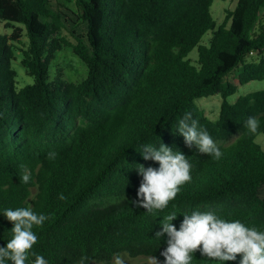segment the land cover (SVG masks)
Wrapping results in <instances>:
<instances>
[{"label":"trees","instance_id":"trees-1","mask_svg":"<svg viewBox=\"0 0 264 264\" xmlns=\"http://www.w3.org/2000/svg\"><path fill=\"white\" fill-rule=\"evenodd\" d=\"M214 1L0 0V21L13 29L0 34V247L13 236L3 212L22 207L49 217L33 227L31 249L47 264H80L81 257L112 264L116 254L164 264L168 237L155 233L173 212L177 230L183 214L211 211L264 231V150L256 142L264 134V90L230 103L238 86L227 80L236 72L240 86L264 80V0H238L221 24ZM24 32L21 65L34 82L18 89L13 43ZM65 49L87 68L80 83L61 69L52 77ZM253 54L259 59L247 61ZM216 94L222 103L212 121L196 100ZM186 113L207 130L219 159L185 145L177 128ZM249 117L259 121L255 134L245 127ZM160 143L187 157L191 180L167 208L149 214L132 203L142 181L135 166L159 168L139 152ZM25 169L29 183L20 180ZM240 259L209 260L197 251L191 264Z\"/></svg>","mask_w":264,"mask_h":264},{"label":"clouds","instance_id":"clouds-1","mask_svg":"<svg viewBox=\"0 0 264 264\" xmlns=\"http://www.w3.org/2000/svg\"><path fill=\"white\" fill-rule=\"evenodd\" d=\"M245 127L249 133L255 134L259 121L249 117ZM177 130L189 149L195 146L199 153L211 155L214 159L222 156L207 130L198 127V121L193 120L190 113L178 121ZM139 153L144 160L157 162L159 168L145 167L143 164L135 166L142 181L137 191V200L132 203L146 209L149 214L154 210L162 211L175 199L180 186L191 180L192 166L181 151L173 150L163 143L158 148L151 144L143 145ZM55 157V152L48 153V159ZM20 180L29 183L31 173L25 169ZM59 198L65 197L61 194ZM3 214L13 223V236L5 247H0V264H8L9 261L11 264H26L30 255L35 257L32 264H47L43 256L31 252V249L38 241L33 227L42 226L49 217L37 214L29 207L9 208ZM176 218L175 212L163 217L160 221L161 230L155 233L159 239L165 234L168 237L167 247L161 252L164 264H191L193 254L197 251L209 260L235 261L239 255L240 264H264V231L248 227L239 220L226 221L211 211L183 214L179 230L172 223ZM87 259L81 257L80 264H86ZM114 264H125V260L116 254ZM148 264H159V261L151 256Z\"/></svg>","mask_w":264,"mask_h":264},{"label":"rangeland","instance_id":"rangeland-1","mask_svg":"<svg viewBox=\"0 0 264 264\" xmlns=\"http://www.w3.org/2000/svg\"><path fill=\"white\" fill-rule=\"evenodd\" d=\"M238 0H215L211 11L214 19L218 24L224 22L226 18V13L228 10H233L236 7ZM18 27V25H15ZM13 29L11 26H7L5 23L0 21V34L10 35ZM211 37V33H208L203 38V43H207ZM70 39V38H69ZM73 42L72 39H70ZM29 41L26 36V32L23 33V37L20 43H13V49L15 51V59L12 62V67L16 72V83L17 88L21 89L27 85H31L34 79L27 75L26 70L21 65L22 52L28 48ZM190 58L195 61L198 58L197 50H194L190 54ZM259 57L257 55H250L247 57V61H257ZM57 69L63 70L65 78L68 82L80 83L87 76V68L85 65L77 58L71 49H65L57 55V59L53 64L52 77ZM237 72L232 74L227 80L238 86L237 93L228 98L230 103H234L241 96H245L249 93L264 90V80L252 81L246 85L240 86L237 80ZM222 103V97L219 94L203 97L196 100V104L205 113V115L212 121H215L219 117L220 107ZM256 142L264 150V134H259L256 138ZM125 260V264H148L149 257H138L130 258L127 255H121ZM114 264V261L113 263Z\"/></svg>","mask_w":264,"mask_h":264}]
</instances>
